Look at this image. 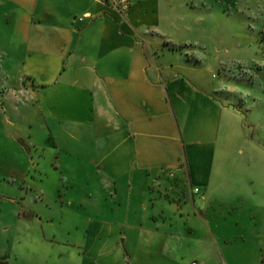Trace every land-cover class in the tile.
<instances>
[{"label":"crops","instance_id":"0c3cea01","mask_svg":"<svg viewBox=\"0 0 264 264\" xmlns=\"http://www.w3.org/2000/svg\"><path fill=\"white\" fill-rule=\"evenodd\" d=\"M184 8L0 0V70L16 83L0 119L41 146L63 130L59 148L99 169L69 211L47 203L25 229L39 231V264H264V142L219 102L212 58L183 50Z\"/></svg>","mask_w":264,"mask_h":264},{"label":"rangeland","instance_id":"374dc122","mask_svg":"<svg viewBox=\"0 0 264 264\" xmlns=\"http://www.w3.org/2000/svg\"><path fill=\"white\" fill-rule=\"evenodd\" d=\"M180 1L191 30L183 50L201 63L212 58L219 102L239 111L240 122L255 130L254 139L264 142V0ZM14 88L13 78L0 70V99ZM2 119L0 264H39V256L30 254H39V231L31 229L29 235L25 229L39 226V211H45L47 203L52 209L69 211L68 197L79 194L82 198L84 180L97 177L99 169L78 165L71 153L59 148L69 144L63 130L54 137L55 142L41 146L39 131L26 130L9 113L2 114ZM43 193L54 200L46 202ZM57 219L49 223L56 229ZM61 220L64 227L67 217ZM45 231L52 235L48 228ZM61 236L66 239L64 232Z\"/></svg>","mask_w":264,"mask_h":264},{"label":"built area","instance_id":"2783aa9c","mask_svg":"<svg viewBox=\"0 0 264 264\" xmlns=\"http://www.w3.org/2000/svg\"><path fill=\"white\" fill-rule=\"evenodd\" d=\"M116 4L120 12H126L129 8V0H116ZM195 192H197V190H195ZM189 264H200V263L197 261H192Z\"/></svg>","mask_w":264,"mask_h":264}]
</instances>
